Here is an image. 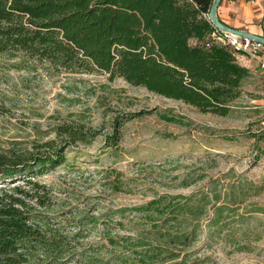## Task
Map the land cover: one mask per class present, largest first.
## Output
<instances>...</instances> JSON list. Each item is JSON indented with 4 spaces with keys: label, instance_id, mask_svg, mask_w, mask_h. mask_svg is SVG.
<instances>
[{
    "label": "rangeland",
    "instance_id": "rangeland-1",
    "mask_svg": "<svg viewBox=\"0 0 264 264\" xmlns=\"http://www.w3.org/2000/svg\"><path fill=\"white\" fill-rule=\"evenodd\" d=\"M61 124H80L89 141L37 178L47 206L27 201L45 230L67 236L51 264H264V81L247 78L218 115L106 71L0 56V152L62 143ZM155 199L160 216L138 209Z\"/></svg>",
    "mask_w": 264,
    "mask_h": 264
},
{
    "label": "trees",
    "instance_id": "trees-1",
    "mask_svg": "<svg viewBox=\"0 0 264 264\" xmlns=\"http://www.w3.org/2000/svg\"><path fill=\"white\" fill-rule=\"evenodd\" d=\"M212 3L0 0V56L22 54L71 72L106 71L204 113L228 115L250 70L237 59L246 52L223 42L227 35L209 20ZM118 124L116 119V133ZM56 131L66 136L64 142L47 140L35 144L33 152H0V264H33L39 251L54 257L47 258L51 264L67 252L62 242L67 236L50 234L58 229L45 230V218L27 204L35 198L47 206L48 187L37 178L63 165L65 150L75 141H89L80 124H61ZM257 149L264 154V147ZM159 203L151 200L138 209L154 218L164 212ZM176 207L173 213L186 209L181 203ZM201 207L200 201L196 209ZM179 214L175 219L181 221ZM168 235L173 242L181 241V234Z\"/></svg>",
    "mask_w": 264,
    "mask_h": 264
},
{
    "label": "crops",
    "instance_id": "crops-1",
    "mask_svg": "<svg viewBox=\"0 0 264 264\" xmlns=\"http://www.w3.org/2000/svg\"><path fill=\"white\" fill-rule=\"evenodd\" d=\"M218 17L231 27L264 35V0H222ZM237 59L250 70L248 78L264 81V51L256 55L240 53Z\"/></svg>",
    "mask_w": 264,
    "mask_h": 264
},
{
    "label": "water",
    "instance_id": "water-1",
    "mask_svg": "<svg viewBox=\"0 0 264 264\" xmlns=\"http://www.w3.org/2000/svg\"><path fill=\"white\" fill-rule=\"evenodd\" d=\"M221 1L222 0H213L212 6L210 8V12L208 14V18L214 24V26L222 33L235 36V37H240L243 39H247V40L253 41L255 43H258L264 46V35H259V34H255L247 30L231 27L219 19L218 10H219Z\"/></svg>",
    "mask_w": 264,
    "mask_h": 264
},
{
    "label": "built area",
    "instance_id": "built-area-1",
    "mask_svg": "<svg viewBox=\"0 0 264 264\" xmlns=\"http://www.w3.org/2000/svg\"><path fill=\"white\" fill-rule=\"evenodd\" d=\"M223 42L230 43L233 47L239 48L241 50H244L246 53H250L253 55L259 54V51L264 48V46L261 44L231 35H227V39H223Z\"/></svg>",
    "mask_w": 264,
    "mask_h": 264
}]
</instances>
